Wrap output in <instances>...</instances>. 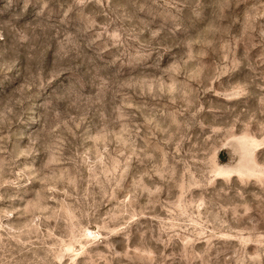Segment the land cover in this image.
Listing matches in <instances>:
<instances>
[{
  "label": "rangeland",
  "instance_id": "374dc122",
  "mask_svg": "<svg viewBox=\"0 0 264 264\" xmlns=\"http://www.w3.org/2000/svg\"><path fill=\"white\" fill-rule=\"evenodd\" d=\"M0 264H264V0H0Z\"/></svg>",
  "mask_w": 264,
  "mask_h": 264
}]
</instances>
